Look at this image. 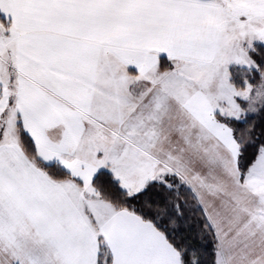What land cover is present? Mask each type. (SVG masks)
Wrapping results in <instances>:
<instances>
[{"label": "snow or ice", "instance_id": "snow-or-ice-1", "mask_svg": "<svg viewBox=\"0 0 264 264\" xmlns=\"http://www.w3.org/2000/svg\"><path fill=\"white\" fill-rule=\"evenodd\" d=\"M0 264H264V0H0Z\"/></svg>", "mask_w": 264, "mask_h": 264}]
</instances>
